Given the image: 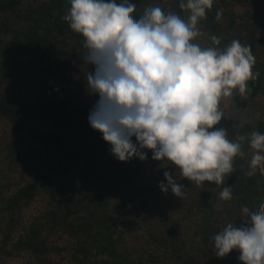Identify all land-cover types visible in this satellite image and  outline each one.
<instances>
[{"label":"trees","instance_id":"trees-1","mask_svg":"<svg viewBox=\"0 0 264 264\" xmlns=\"http://www.w3.org/2000/svg\"><path fill=\"white\" fill-rule=\"evenodd\" d=\"M131 2L135 19L155 6L190 15L181 0ZM70 7V0H0V264H244L239 250L217 257L213 249L228 223L247 219L243 207L264 204V171L247 175L255 152L248 138L264 134V114L245 118L264 99V0H213L198 22L194 43L223 49L238 39L259 72L246 94L234 90L220 106L217 127L230 140L246 137L234 171L223 184L199 186L151 150L147 160L120 161L91 127L99 97L87 85L85 38L63 19ZM164 171L184 185L183 196L161 190ZM225 186L230 200L219 197Z\"/></svg>","mask_w":264,"mask_h":264},{"label":"clouds","instance_id":"clouds-1","mask_svg":"<svg viewBox=\"0 0 264 264\" xmlns=\"http://www.w3.org/2000/svg\"><path fill=\"white\" fill-rule=\"evenodd\" d=\"M63 19L81 34L87 48L86 61L93 66L86 80L98 95L89 123L103 134L111 153L120 161L132 158L170 161L180 174L198 186L205 181L223 184L234 171V158L241 154L240 136L230 140L224 127L223 98L234 90L246 94L247 82L258 78L253 72L251 47L234 39L225 48L201 47L194 43L197 27L213 0H181L190 12L187 20L161 7H149L138 19L131 0H70ZM222 12L217 11V19ZM211 40L219 45L213 35ZM136 138V142L133 141ZM255 150L247 175L264 171V134L253 131L248 138ZM167 183L160 188L181 197L185 187L164 171ZM230 200L225 186L219 193ZM247 219L228 223L214 236V254L225 257L239 250L244 264H264V204L258 210L242 208Z\"/></svg>","mask_w":264,"mask_h":264},{"label":"rangeland","instance_id":"rangeland-1","mask_svg":"<svg viewBox=\"0 0 264 264\" xmlns=\"http://www.w3.org/2000/svg\"><path fill=\"white\" fill-rule=\"evenodd\" d=\"M250 8H252V5H251V4L248 6V9H250ZM243 9H244V7H240V6H238V7L236 8V11H237L238 13H239V12L242 13V12H243ZM228 103H229V101H228V97H227V98H223V99L221 100V102H220V106L228 107ZM230 108H231V107H230ZM249 112H250V114H249L248 118H247V115L245 116V118L248 119V120H250L251 123H253V122L256 121V119H257L261 114H264V99H263L262 102L260 101V102H258L257 104H255L254 107H252L251 110H250ZM251 151H253V150H251ZM249 153H251V152L249 151Z\"/></svg>","mask_w":264,"mask_h":264}]
</instances>
